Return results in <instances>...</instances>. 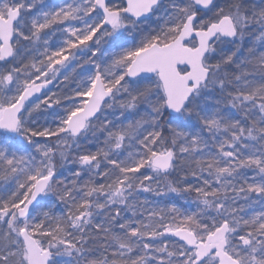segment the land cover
I'll list each match as a JSON object with an SVG mask.
<instances>
[{
    "label": "snow or ice",
    "instance_id": "obj_1",
    "mask_svg": "<svg viewBox=\"0 0 264 264\" xmlns=\"http://www.w3.org/2000/svg\"><path fill=\"white\" fill-rule=\"evenodd\" d=\"M0 264H264V0H0Z\"/></svg>",
    "mask_w": 264,
    "mask_h": 264
}]
</instances>
